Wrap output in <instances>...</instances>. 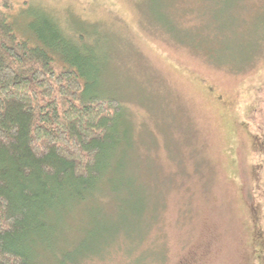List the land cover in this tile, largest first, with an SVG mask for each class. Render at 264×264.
Segmentation results:
<instances>
[{"label": "rangeland", "instance_id": "374dc122", "mask_svg": "<svg viewBox=\"0 0 264 264\" xmlns=\"http://www.w3.org/2000/svg\"><path fill=\"white\" fill-rule=\"evenodd\" d=\"M8 1L24 38L41 12L71 39L96 37L107 57L99 88L124 107L111 160L122 206L82 202L65 232L75 251L114 234L124 252L86 264H126L138 252L142 264H264V0ZM197 33L218 37L215 63L176 42ZM49 251L40 264H57Z\"/></svg>", "mask_w": 264, "mask_h": 264}, {"label": "trees", "instance_id": "16d2710c", "mask_svg": "<svg viewBox=\"0 0 264 264\" xmlns=\"http://www.w3.org/2000/svg\"><path fill=\"white\" fill-rule=\"evenodd\" d=\"M199 1L203 9L205 0ZM12 11L8 0H0V264H40L44 248L59 253L57 264L105 260L113 250L124 252L125 240L113 234L92 251H75L66 237L73 231L66 217L85 201L98 210L111 204L116 213L122 206L111 160L122 141L124 107L99 88L106 54L97 57L96 37L75 32L78 39H71L44 12L31 26L32 38H24ZM176 42L211 62L209 53L219 44L217 36L199 33L192 42ZM95 222L94 235L101 234L103 226ZM110 226L108 232H121ZM148 229L149 223L144 235ZM55 238L60 244L53 249ZM141 239H131L133 251ZM146 256L129 254L130 264H142Z\"/></svg>", "mask_w": 264, "mask_h": 264}]
</instances>
